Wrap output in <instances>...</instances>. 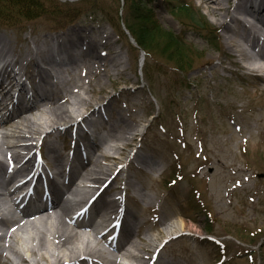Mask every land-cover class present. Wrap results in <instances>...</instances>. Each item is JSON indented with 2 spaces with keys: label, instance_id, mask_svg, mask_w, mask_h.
<instances>
[{
  "label": "rangeland",
  "instance_id": "obj_1",
  "mask_svg": "<svg viewBox=\"0 0 264 264\" xmlns=\"http://www.w3.org/2000/svg\"><path fill=\"white\" fill-rule=\"evenodd\" d=\"M1 1L4 2L0 0V32L11 43L22 44L25 38L31 45V40L42 34L58 35L76 28L86 30L92 39L99 40L104 34L111 36L112 43L97 50L108 52V56L119 51L122 63L115 70L106 66L102 71L98 67L92 79L96 93L105 88L97 95L103 99L111 96L113 102L106 108L107 121L101 123V135L118 119L119 112L131 115L134 130L130 146L120 151L116 161L123 162L130 149L138 152L125 170L135 188L153 200L147 212H142L145 204L137 201L139 217L149 223L161 220L155 227L149 225L148 233L162 231L177 217L186 225L181 238L172 240L163 249L161 263L175 254L173 264H264V142L257 138L259 132L264 133V109L258 115L260 131L253 128L249 133L233 137L232 159L207 155L200 150L203 145L211 146L212 133L218 140L232 136L227 128L233 131L235 123L224 122V107L229 108L227 103L237 96L242 97L240 104L254 100L253 82L257 77L247 73L235 75L226 70L225 67L235 69L229 64L228 46L222 40L221 27L214 21V15L201 5V0L186 1L199 11L207 26L218 30L216 48L206 43L200 31L175 17L168 0H146L161 28L183 37L179 50L183 55L181 62L179 53L166 52L165 57L158 49L148 51L138 46L128 29L131 18L127 16L126 0H51L57 6L45 4L46 13L32 19L21 15L16 7L1 10ZM236 2L230 0L228 5L232 7ZM90 28L92 33L88 32ZM76 72L81 81L90 76L87 70ZM258 88L262 89V85ZM32 115L36 112L29 114ZM88 123L81 121L82 129L70 126L60 137L53 138L63 155L73 149L71 137L77 133L89 144L82 131ZM108 142L121 145L120 141ZM41 151L40 160L35 149L36 161L43 164L47 156L44 145ZM100 153L95 148L94 154ZM229 162L233 163L234 170L223 168ZM102 163L112 167L114 162L105 158ZM123 189L119 175L113 181V188L101 198L123 194ZM125 194L130 198L128 202L136 199L134 189ZM209 226L211 235L205 231ZM143 245L151 252L147 241ZM0 264H4L2 260Z\"/></svg>",
  "mask_w": 264,
  "mask_h": 264
},
{
  "label": "bare ground",
  "instance_id": "obj_2",
  "mask_svg": "<svg viewBox=\"0 0 264 264\" xmlns=\"http://www.w3.org/2000/svg\"><path fill=\"white\" fill-rule=\"evenodd\" d=\"M229 3L230 0H201V5L214 15V21L221 27L222 40L228 46L229 64L235 69L225 67L226 70L235 75H256L257 80L253 82L255 99L240 104L242 97L237 96L227 103L229 108L225 105L223 118L226 124L235 123L233 131L227 128L232 136L218 140L212 133L211 146L203 145L200 150L207 155L232 159L233 137L249 133L253 128L260 131L261 118L258 115L264 109V25L257 17L264 23V0H237L232 7ZM88 32L92 33L91 28ZM50 34L33 38L30 45L25 38H22V44L18 41L11 43L0 32V195H4L0 197V260L4 264H119L118 257L124 256L136 264H159L165 246L183 235L185 222L177 217L162 231L147 232L149 225L155 227L161 220L154 219L149 223L139 217L137 201L145 204L142 212H147L153 200L135 188L131 175L126 171L138 152L130 149L123 162L116 161L120 151L130 146L134 130L132 119H129L131 115L119 112L118 119L108 123L107 132L101 135V123L107 121L106 108L113 102L111 96L103 99L97 95L105 88L101 87L96 93L92 87L96 69L101 67L104 71L108 66L115 70L117 64L122 63V55L116 51L113 56H108V52L97 50L99 46L112 43L111 36L107 34L100 35L99 40L92 39L82 28ZM41 62L45 65L41 66ZM77 69L89 71L90 76L81 81ZM24 79L30 81L29 86ZM16 85L19 89L11 103L15 106L12 109L4 98ZM259 85L262 89L258 88ZM28 93L35 95L33 100H38L28 104L24 103L27 98L20 100V96L28 97ZM34 110H38L37 114L29 116L28 112ZM81 121L89 122L84 128L92 129L94 138L88 139L87 147L85 137L77 133L71 137L73 149L63 155L53 138L60 137L58 135L70 126L82 129ZM85 134H89V130L86 129ZM257 138L264 142L263 131ZM108 140L120 141L121 145ZM43 145L47 149L44 163L53 169L45 177L38 171L31 173L37 160L36 153L42 154ZM81 146L83 149L79 150ZM95 148H99L101 153L94 154ZM35 149L38 152L35 153ZM105 158L114 162L112 167L102 163ZM228 164L223 168L234 170L233 163ZM20 175L25 178L17 182L10 192L6 191ZM119 175L123 194L101 198L103 193L113 188V181ZM30 184H33L31 189L35 196L42 193L49 200L48 205L42 204L33 212L24 208L29 207L35 197L21 204L24 196L20 190L23 187L31 191L28 188ZM129 189L136 191V199L131 198V202L125 194ZM64 202H67L65 206L69 204L71 207L82 203L87 205L84 210L87 216L98 211L95 227L102 232L94 235L97 241L88 243V239H81L74 226L67 224L61 208L58 212L49 213ZM123 213L127 218L120 217L117 229L113 221ZM108 237L115 242L114 248L103 250L97 243ZM145 241L151 252L144 247ZM171 260L174 259L160 264H173Z\"/></svg>",
  "mask_w": 264,
  "mask_h": 264
},
{
  "label": "trees",
  "instance_id": "obj_3",
  "mask_svg": "<svg viewBox=\"0 0 264 264\" xmlns=\"http://www.w3.org/2000/svg\"><path fill=\"white\" fill-rule=\"evenodd\" d=\"M3 1L4 2L1 1V10H5L2 7H16L19 13L28 19L41 15V13L45 14L46 10L43 9L45 4L48 6H57V4L51 0ZM126 5L128 9L127 16L131 18V23L128 25V29L132 31L138 46L148 51L158 49L161 54L170 52L177 55V53H179V61L181 62L180 57L183 55H180L179 50H181L180 47L182 44L180 41H183V37L179 34L172 33L170 30H164L161 28L158 21L153 16L146 0H139V2H137V0H126ZM167 5L170 12L175 17H177L183 24L192 26L193 29L197 30V32L200 31V34H203V38H205L206 43L211 44L214 48H216L218 38L216 29L212 26H207L204 17H202L199 14V11L192 7L188 1L168 0ZM66 7H68V5ZM68 9L70 11L73 10V8ZM177 68L182 69L179 64H177ZM205 230L210 233L211 226H209V228H205Z\"/></svg>",
  "mask_w": 264,
  "mask_h": 264
}]
</instances>
